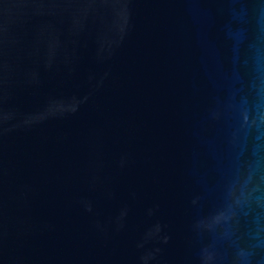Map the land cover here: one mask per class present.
<instances>
[{"label":"water","instance_id":"1","mask_svg":"<svg viewBox=\"0 0 264 264\" xmlns=\"http://www.w3.org/2000/svg\"><path fill=\"white\" fill-rule=\"evenodd\" d=\"M0 264H264V0H0Z\"/></svg>","mask_w":264,"mask_h":264}]
</instances>
